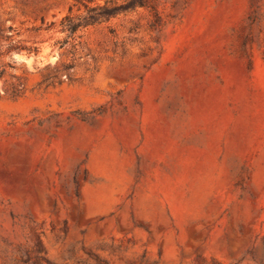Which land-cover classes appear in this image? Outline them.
<instances>
[{
    "label": "rangeland",
    "instance_id": "1",
    "mask_svg": "<svg viewBox=\"0 0 264 264\" xmlns=\"http://www.w3.org/2000/svg\"><path fill=\"white\" fill-rule=\"evenodd\" d=\"M0 264H264V0H0Z\"/></svg>",
    "mask_w": 264,
    "mask_h": 264
}]
</instances>
